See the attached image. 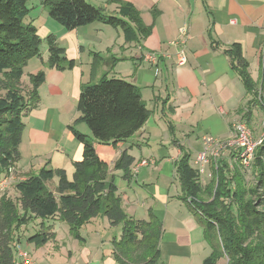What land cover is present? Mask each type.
I'll return each instance as SVG.
<instances>
[{
  "label": "crops",
  "instance_id": "crops-1",
  "mask_svg": "<svg viewBox=\"0 0 264 264\" xmlns=\"http://www.w3.org/2000/svg\"><path fill=\"white\" fill-rule=\"evenodd\" d=\"M87 1L104 8L108 15L121 17L122 7L132 6L149 30L143 34L130 22L134 32L128 37L121 27L101 21L68 30L50 15L45 0L30 1L27 20L36 26L42 39L55 35L75 64L65 70L50 67L49 48L43 44L41 55L26 65L22 78L27 79L26 91L31 88V74L45 69L46 79L38 90L39 103L24 117L21 158L9 176L5 194L16 198L17 182L38 174L43 167L65 169L72 179L74 163L82 159L84 145L69 135V125L79 116L83 87L105 76L123 78L140 87L152 111L145 125L113 157L115 161L127 149L136 158L134 165L142 160L149 162L137 171L132 169L130 180L123 178L121 170L113 171L123 207L132 217L149 220L153 213L162 222L157 264H204L213 249L203 217L183 197L177 162L189 155L196 167L206 136L234 141L238 120L245 121L255 137L262 134L264 0ZM238 44L262 102L249 103L252 96L226 52ZM182 47L187 62L179 65L177 53ZM153 51L159 55L158 63L144 59L146 52ZM77 128L92 136L87 124L80 122ZM222 153L230 160L238 151L231 145ZM211 163L206 166L208 172ZM208 178L202 177L204 183ZM100 216L80 228V238L69 230L65 241H59L56 218L42 222L33 219L18 233L16 261L23 263L22 249L30 253L29 264H119L113 240L120 237L122 228L116 230L106 216ZM43 224L51 226L56 235L36 246L28 237Z\"/></svg>",
  "mask_w": 264,
  "mask_h": 264
},
{
  "label": "trees",
  "instance_id": "trees-1",
  "mask_svg": "<svg viewBox=\"0 0 264 264\" xmlns=\"http://www.w3.org/2000/svg\"><path fill=\"white\" fill-rule=\"evenodd\" d=\"M30 1L0 0V178L7 176L9 167L15 166L21 158L23 117L39 103L38 90L46 79V72L40 70L30 75L28 91L21 87L24 69L30 59L40 56L43 42L36 26L27 20ZM44 5L68 30L97 21L121 27L128 37L134 32L130 22L143 34L149 30L129 5L122 7L123 17L108 15L104 8L87 0H45ZM46 41L50 67L60 70L74 67V60L67 58L55 35H49ZM238 45L226 52L235 61L252 96L249 101L252 104L260 100L259 88ZM78 112L79 116L69 125V135L84 145V151L82 159L74 163L73 178L69 179L65 169L43 167L38 174L17 182L15 187L19 195L15 199L5 193L0 195V264H15L18 233L33 219L59 217L69 225L70 233L80 238V228L101 214L113 226L122 225L120 237L113 240L119 264H157L162 222L153 213L149 220L128 215L115 183L116 174L109 172L113 163V170H121L123 178L130 180L132 177L136 158L127 149L115 161L113 157L150 118L152 111L143 100L140 87L123 78L105 76L83 87ZM80 122L88 125L91 137L77 128ZM253 162L260 170L258 188L261 187V200L264 201V141L256 148ZM177 171L183 197L189 199L192 209L203 217L213 249L204 264H217L223 252L228 264H264V212L252 201L239 202L243 198V180L239 173L223 164L217 187L209 191L216 173L204 183L197 166L190 163L189 155L177 162ZM202 194L208 195L209 200H203ZM55 235L51 226L43 224L28 241L42 246Z\"/></svg>",
  "mask_w": 264,
  "mask_h": 264
},
{
  "label": "built area",
  "instance_id": "built-area-1",
  "mask_svg": "<svg viewBox=\"0 0 264 264\" xmlns=\"http://www.w3.org/2000/svg\"><path fill=\"white\" fill-rule=\"evenodd\" d=\"M172 44L178 45L179 42L173 41ZM177 56H178L179 65L186 64L187 52L184 47L178 50ZM144 59L152 63H158L159 55L154 51L146 52L144 54ZM157 73L158 72H156V74ZM234 129L236 135L234 141L221 142L220 140L210 135L204 137V149L198 154L195 161L196 166L199 169V173L201 174L202 177L205 178L207 176L211 178L213 176L212 172L207 171L206 168L207 164L210 162L211 158L217 157L219 155V152L221 151L222 148L225 149L231 145H235L236 150L238 151L240 162L243 165L248 166L254 160L256 148L263 143L264 139H260V140L254 139L250 127L243 120L236 121L234 124ZM148 163H149L148 160H142L133 166V170L137 171L140 166L147 165ZM14 172H15V166L11 165L8 169L7 176L0 178V192H3L5 188L9 185L10 183L9 176L12 175ZM19 253L23 258L24 264L32 263V258L30 256V253L22 249ZM23 263L22 262L20 263L19 261H15V264H23Z\"/></svg>",
  "mask_w": 264,
  "mask_h": 264
},
{
  "label": "rangeland",
  "instance_id": "rangeland-1",
  "mask_svg": "<svg viewBox=\"0 0 264 264\" xmlns=\"http://www.w3.org/2000/svg\"><path fill=\"white\" fill-rule=\"evenodd\" d=\"M46 39H42L43 40L42 45L43 44H45V45L47 44V46H48V43H47ZM42 48L43 47L41 46V52H42ZM48 48H49V46H48ZM49 56H50V52H49ZM43 70L45 71V69H43ZM24 81L27 82V79H24ZM24 81H22V84H21V87L23 89L28 87V86L25 85L26 82H24ZM0 95H2L1 91H0ZM260 102H262V101L260 100ZM24 117H23V122H24ZM262 128H263V132H262V134L259 137H255L253 135L252 130H251V133H252V136L254 137V139H257V140L264 139V122H263ZM90 137H91V135H90ZM223 150L224 149L222 148L221 151L219 152V155L217 157H213V158L210 159L209 163L212 162L211 165H210V172H212L213 176L211 178H208V179H212L214 177L215 173H216V176L212 180V184L211 185L213 186V188L209 189V191H214V188L217 187V184H218V173L220 172L221 166L223 164H225V165L228 166V168L230 167V169H233L234 171H237L239 173V175L242 177L243 184H242V187H241V192H242L243 198H241L239 200V202L243 204L244 200L245 201L247 200L249 202L252 201L256 205H259L258 209L260 211L264 212V201L261 200L262 199L261 198V196H262L261 195V189H260L261 187L258 188V186H259L258 183H259V180H260V170H258L256 168V166H255V164L253 162L254 160L251 162L250 165L246 166V165H243L240 162L239 156L236 157V155H238V153L236 155L233 154L232 159H230V160L229 159H225V156L222 153ZM236 168H239V169H236ZM112 171H115V170L110 168L109 172L111 173ZM234 171H231L230 173L233 174ZM233 188H235L234 185H233ZM5 191L8 192L7 189ZM5 191L0 192V195H3L4 193H6ZM201 197L203 198V200H209V196L208 195L202 194ZM13 199H15V198H13ZM99 217H101V216L99 215ZM56 219H57V221H55L56 228H57V230H59V235H60V236H58V237H60L59 241H62V240L65 241L66 233L70 230L69 225L66 222L60 220L59 217H56ZM42 221H43V219H41V222ZM121 228H122L121 224L116 225V227H115L116 230H119ZM60 244H62V243H60ZM222 248H223V246H221V251H222ZM222 254H223L222 257L219 258L217 264H228L229 260H228L227 255L225 254V252H223Z\"/></svg>",
  "mask_w": 264,
  "mask_h": 264
}]
</instances>
